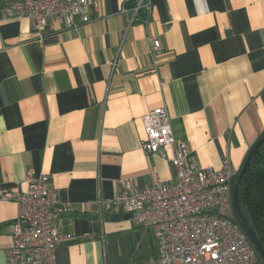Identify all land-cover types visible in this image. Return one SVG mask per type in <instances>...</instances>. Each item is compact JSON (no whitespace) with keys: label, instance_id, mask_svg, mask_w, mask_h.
<instances>
[{"label":"crops","instance_id":"0c3cea01","mask_svg":"<svg viewBox=\"0 0 264 264\" xmlns=\"http://www.w3.org/2000/svg\"><path fill=\"white\" fill-rule=\"evenodd\" d=\"M12 1L0 0V264L18 211L5 195L41 174L59 195L56 224L75 237L56 264L154 259L153 231L109 203L127 180L176 178L144 150V116L165 106L201 166L229 153L241 168L264 134V0H149L137 14L138 0H102L88 23L55 22L43 38L9 15Z\"/></svg>","mask_w":264,"mask_h":264},{"label":"built area","instance_id":"2783aa9c","mask_svg":"<svg viewBox=\"0 0 264 264\" xmlns=\"http://www.w3.org/2000/svg\"><path fill=\"white\" fill-rule=\"evenodd\" d=\"M101 1L14 0L8 13L28 18L43 38L55 22L69 29L88 23L90 7H98ZM137 2L136 14L141 7L149 10V0ZM142 20L147 22L148 17ZM148 42L153 54H163L158 37H149ZM143 123L144 150L171 162L176 178L165 182L156 176L143 188L127 180L109 201L131 213L137 226L153 231L156 237V257L140 264H263L234 204L235 177L241 168L233 165L229 153L218 169L201 166L188 144L176 138L165 106L148 111ZM27 183L26 191L5 195L18 205L10 224L13 242L6 264H56L58 246L75 237L62 233L55 222L60 199L51 187V177L29 175Z\"/></svg>","mask_w":264,"mask_h":264},{"label":"trees","instance_id":"16d2710c","mask_svg":"<svg viewBox=\"0 0 264 264\" xmlns=\"http://www.w3.org/2000/svg\"><path fill=\"white\" fill-rule=\"evenodd\" d=\"M237 179L238 175L235 183ZM239 191L242 209L264 247V142L252 156L240 181Z\"/></svg>","mask_w":264,"mask_h":264},{"label":"water","instance_id":"95a60500","mask_svg":"<svg viewBox=\"0 0 264 264\" xmlns=\"http://www.w3.org/2000/svg\"><path fill=\"white\" fill-rule=\"evenodd\" d=\"M263 142H264V134L252 146V148L250 149V151L246 157L245 162L243 163L242 169L238 175V179L234 185V204H235L238 216L240 218L241 224L243 225V227L246 230L247 234L249 235L251 241L253 242L254 246L256 247L259 255L261 256V258L264 261V247H263L261 241L259 240V238L257 237V234L254 231L252 225L250 224L249 219L247 218L245 212L242 209L241 202H240V191H239V184L243 178V175L246 171V168H247L252 156L260 148V146L263 144Z\"/></svg>","mask_w":264,"mask_h":264}]
</instances>
